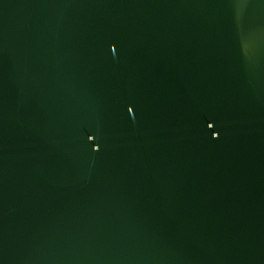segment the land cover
Here are the masks:
<instances>
[{"label":"water","instance_id":"obj_1","mask_svg":"<svg viewBox=\"0 0 264 264\" xmlns=\"http://www.w3.org/2000/svg\"><path fill=\"white\" fill-rule=\"evenodd\" d=\"M0 264H264V0H0Z\"/></svg>","mask_w":264,"mask_h":264}]
</instances>
